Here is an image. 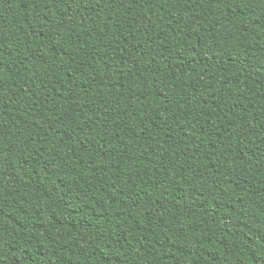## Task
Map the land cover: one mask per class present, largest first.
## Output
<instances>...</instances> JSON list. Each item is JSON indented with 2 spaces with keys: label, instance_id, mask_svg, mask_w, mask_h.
I'll return each mask as SVG.
<instances>
[{
  "label": "trees",
  "instance_id": "1",
  "mask_svg": "<svg viewBox=\"0 0 264 264\" xmlns=\"http://www.w3.org/2000/svg\"><path fill=\"white\" fill-rule=\"evenodd\" d=\"M0 264H264V0H0Z\"/></svg>",
  "mask_w": 264,
  "mask_h": 264
}]
</instances>
